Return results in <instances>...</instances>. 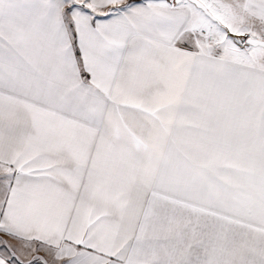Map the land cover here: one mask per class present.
Returning a JSON list of instances; mask_svg holds the SVG:
<instances>
[{
	"label": "snow or ice",
	"instance_id": "6c2138e0",
	"mask_svg": "<svg viewBox=\"0 0 264 264\" xmlns=\"http://www.w3.org/2000/svg\"><path fill=\"white\" fill-rule=\"evenodd\" d=\"M0 264H264V0H0Z\"/></svg>",
	"mask_w": 264,
	"mask_h": 264
}]
</instances>
